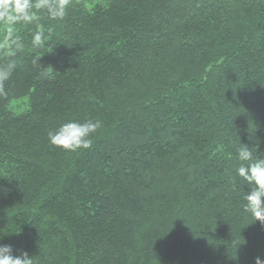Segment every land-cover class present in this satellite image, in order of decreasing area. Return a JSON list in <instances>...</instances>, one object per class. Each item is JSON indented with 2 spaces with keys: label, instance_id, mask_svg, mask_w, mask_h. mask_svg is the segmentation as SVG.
Wrapping results in <instances>:
<instances>
[{
  "label": "trees",
  "instance_id": "1",
  "mask_svg": "<svg viewBox=\"0 0 264 264\" xmlns=\"http://www.w3.org/2000/svg\"><path fill=\"white\" fill-rule=\"evenodd\" d=\"M33 15L0 41V66H15L0 83V243L33 264L264 258L235 174L239 148L264 157V0H70L63 19ZM86 120L102 122L89 149L49 142Z\"/></svg>",
  "mask_w": 264,
  "mask_h": 264
},
{
  "label": "clouds",
  "instance_id": "2",
  "mask_svg": "<svg viewBox=\"0 0 264 264\" xmlns=\"http://www.w3.org/2000/svg\"><path fill=\"white\" fill-rule=\"evenodd\" d=\"M70 0H0V25L5 31L0 41L9 43L21 40L15 34V26L20 23H30L34 18V9H46L53 20L63 19L66 15ZM45 35L36 30L31 37L33 48L44 45ZM40 58L35 57L33 64L39 63ZM15 66L9 61L7 65L0 66V83L6 81ZM102 127L99 120H86L84 122L69 121L62 124L57 130L49 132V142L65 151L89 149L93 134ZM238 166L235 174L245 182L250 191L244 197L246 211L254 219L264 224V157L253 155L252 150L245 145L237 151ZM0 264H33V258L27 252L14 255L10 245L0 243ZM255 264H264V258L257 256Z\"/></svg>",
  "mask_w": 264,
  "mask_h": 264
}]
</instances>
